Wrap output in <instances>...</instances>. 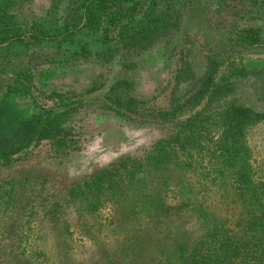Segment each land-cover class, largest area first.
<instances>
[{
  "label": "trees",
  "instance_id": "16d2710c",
  "mask_svg": "<svg viewBox=\"0 0 264 264\" xmlns=\"http://www.w3.org/2000/svg\"><path fill=\"white\" fill-rule=\"evenodd\" d=\"M175 10H151L147 22L122 39L121 48L139 52L170 36L180 19ZM5 21L0 19V43L27 36ZM71 30L30 38L53 40ZM260 36L259 28L245 26L231 42L246 49L258 46ZM240 53L232 48L208 51L197 73L187 59L191 52L180 51L165 107L145 108L149 101L127 97L124 82L113 86L105 106L121 116L159 121L165 136L139 155L58 185L52 193L39 191L36 212L41 223L49 222L44 228L52 235L48 250L20 239L29 227L13 223L27 216L29 201L19 197V185L10 183L3 207L11 221L1 234L14 238L0 243V264H264V161L256 163L248 143V130L264 122V112L236 97L242 73L226 64ZM52 116L39 138L63 153L71 145L59 135L60 116ZM42 117L31 119L28 139ZM37 180L38 187L48 182ZM74 234L89 242L95 254L71 258Z\"/></svg>",
  "mask_w": 264,
  "mask_h": 264
},
{
  "label": "rangeland",
  "instance_id": "374dc122",
  "mask_svg": "<svg viewBox=\"0 0 264 264\" xmlns=\"http://www.w3.org/2000/svg\"><path fill=\"white\" fill-rule=\"evenodd\" d=\"M166 6L180 16L170 36L139 52L121 48L122 39L147 22L151 10ZM1 18L8 19L4 22L8 28L27 36L0 43V243L14 238L1 234L11 221L3 207L10 183L19 185V197L29 201L27 216L13 220L17 221L13 225L29 227L20 239L30 245L42 243L48 250L52 235L44 228L49 222L41 223L36 212L39 191L52 193L58 185L139 155L165 136L159 121L121 116L105 103L111 88L124 82L127 97L149 101L145 108L165 107L180 51L191 52L187 59L201 73L208 51L241 50L226 64L242 73L236 97L264 112V0H0ZM245 26L260 29L258 46L243 49L231 42L235 31ZM66 27L72 30L58 39L30 38L33 33H62ZM40 114L43 117L28 139L31 119ZM53 114L60 116L59 135L71 145L63 153L55 151L50 140L39 138ZM248 143L259 165L264 161V122L248 130ZM39 178L48 182L38 187ZM82 238L72 236L71 258L95 254Z\"/></svg>",
  "mask_w": 264,
  "mask_h": 264
}]
</instances>
